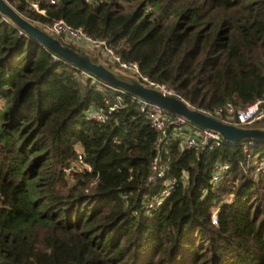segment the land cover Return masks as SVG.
Here are the masks:
<instances>
[{"label": "trees", "instance_id": "1", "mask_svg": "<svg viewBox=\"0 0 264 264\" xmlns=\"http://www.w3.org/2000/svg\"><path fill=\"white\" fill-rule=\"evenodd\" d=\"M8 1L38 26L105 38L195 108L264 96V0H39L44 13ZM53 54L0 15V264H264V174L241 142L169 140L164 178L185 180L147 211L157 132L128 93L106 122L88 118L111 91ZM78 150L90 168L67 173ZM217 161L231 167L213 184Z\"/></svg>", "mask_w": 264, "mask_h": 264}, {"label": "built area", "instance_id": "2", "mask_svg": "<svg viewBox=\"0 0 264 264\" xmlns=\"http://www.w3.org/2000/svg\"><path fill=\"white\" fill-rule=\"evenodd\" d=\"M25 1L38 12H45V9L40 7L39 0ZM47 1L55 2V0ZM39 26L48 33L68 43H72L76 47L84 46L90 48V51L93 50L96 52L95 54L98 58L101 57L106 61V65L114 66L117 70L137 78L145 85L157 88L163 93L181 97L171 87L151 79L142 73L137 62L123 60L108 44L105 38L95 37L86 32L82 27H75L62 18L54 19L48 23H40ZM53 57L56 59L60 58L56 54H53ZM81 73L84 77L98 82L103 88L111 91V94L104 96L103 101L105 105L90 106L86 110L88 118L99 123L106 122L113 111H117L119 108L125 106L126 102L123 95L126 92L103 82L85 69H81ZM131 95L136 99L138 111L147 119L149 126L157 132V140L155 142L157 154L152 159L151 173L149 174L148 180L150 183L156 184L161 180V187L155 194H144V207L147 211H150L158 207L179 180H185L184 175L180 178L176 176L164 178L167 164L161 160L159 152L167 146L169 140H177L181 148H191L200 151L221 145L224 138L214 129L198 127L182 115L173 114L154 102L142 99L133 94ZM197 109L226 122L241 126H254L256 123L264 121V96L244 106H235L232 102L227 101L222 106ZM239 142L242 143L244 150L247 151L248 164L252 167V174L255 176L264 174V156L261 157L249 151L250 145L254 144V142L252 140H242ZM230 167L231 165L227 162H215L212 167L211 182L213 184L218 183L223 175L229 171ZM83 168L89 169L90 166L83 160L81 151L78 150L77 159L69 167L65 168V171L71 173L74 170ZM216 212L217 207L211 214L212 222L217 221Z\"/></svg>", "mask_w": 264, "mask_h": 264}, {"label": "water", "instance_id": "3", "mask_svg": "<svg viewBox=\"0 0 264 264\" xmlns=\"http://www.w3.org/2000/svg\"><path fill=\"white\" fill-rule=\"evenodd\" d=\"M0 15L10 20L30 37L41 42L54 54L80 69L91 72L107 84L118 87L128 94L154 102L173 114L182 115L198 127L214 129L226 141L252 140L254 143L264 142L263 125L241 126L223 121L191 106L179 96L163 93L161 90L147 86L137 78L111 68L103 62L94 61L87 53L61 42L56 36L29 20L8 0H0Z\"/></svg>", "mask_w": 264, "mask_h": 264}, {"label": "rangeland", "instance_id": "4", "mask_svg": "<svg viewBox=\"0 0 264 264\" xmlns=\"http://www.w3.org/2000/svg\"><path fill=\"white\" fill-rule=\"evenodd\" d=\"M38 24V23H37ZM77 48H79V49H81V50H83V51H85V52H87V53H91V54H93V55H96L95 53V51H93V50H91L90 51V48H88V47H84V46H77ZM97 55H98V53H97ZM99 59V61L100 62H103V63H106V61H104L101 57H99L98 58ZM112 68V67H111ZM114 69H116L115 67H113ZM260 124V123H259Z\"/></svg>", "mask_w": 264, "mask_h": 264}]
</instances>
